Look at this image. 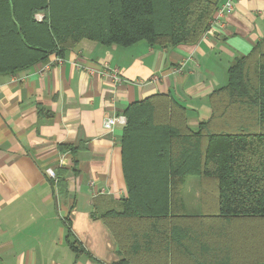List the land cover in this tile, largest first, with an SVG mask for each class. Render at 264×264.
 Returning <instances> with one entry per match:
<instances>
[{"label":"crops","instance_id":"1","mask_svg":"<svg viewBox=\"0 0 264 264\" xmlns=\"http://www.w3.org/2000/svg\"><path fill=\"white\" fill-rule=\"evenodd\" d=\"M221 21L223 26L216 24L192 44L139 41L122 47L82 39L62 58L0 74V264L120 259L97 213L111 199L126 196L124 124L108 130L103 120L123 114L133 101L168 93L186 107L192 129L207 121L212 97L227 84L228 67L264 37V0H234ZM112 68L119 70L118 81L109 76ZM64 143L76 149L60 151ZM47 168L63 177L64 188ZM198 203L188 209L196 211ZM68 232L83 250L78 255L67 243ZM194 241L181 264H248L264 257L262 235H205Z\"/></svg>","mask_w":264,"mask_h":264},{"label":"trees","instance_id":"2","mask_svg":"<svg viewBox=\"0 0 264 264\" xmlns=\"http://www.w3.org/2000/svg\"><path fill=\"white\" fill-rule=\"evenodd\" d=\"M222 1L0 0V74L62 58L82 39L122 47L192 44ZM211 107L210 118L196 129L186 107L168 93L124 109L126 196L97 213L120 255L111 264H181L195 237L264 236V37L228 67L227 84ZM189 177H197L205 192L199 188L201 207L193 212ZM55 184L64 188L63 177L57 174ZM66 240L77 255L83 252L69 232ZM262 258L248 264H264Z\"/></svg>","mask_w":264,"mask_h":264},{"label":"built area","instance_id":"3","mask_svg":"<svg viewBox=\"0 0 264 264\" xmlns=\"http://www.w3.org/2000/svg\"><path fill=\"white\" fill-rule=\"evenodd\" d=\"M234 7V0H223L219 6L217 7L211 21H210V25L208 30L205 32V34H210L212 33V30L215 28V25H224V22L221 21L222 18H224L225 16H227V14H229ZM203 34V35H205ZM202 35V36H203ZM59 60V58H58ZM118 69L117 68H112L109 71V76L111 77V79L113 81H118L119 77H118ZM126 118L124 116V114H117V115H108L105 116L104 120H103V126L106 129H112V127L115 124H125ZM46 174L51 178L56 180V174L55 171L52 168H47L46 169Z\"/></svg>","mask_w":264,"mask_h":264},{"label":"rangeland","instance_id":"4","mask_svg":"<svg viewBox=\"0 0 264 264\" xmlns=\"http://www.w3.org/2000/svg\"><path fill=\"white\" fill-rule=\"evenodd\" d=\"M39 17V16H38ZM197 177H189V179H191L188 183H187V189L188 192L186 191L187 196L189 197V199L191 198V202L198 199L199 193H200V189L201 185L199 186L198 182L196 181ZM194 179V181L192 180ZM205 193V192H204ZM203 193V188H201V194Z\"/></svg>","mask_w":264,"mask_h":264}]
</instances>
